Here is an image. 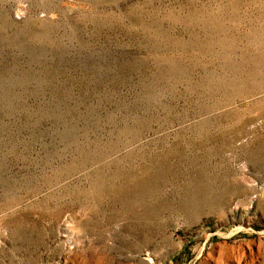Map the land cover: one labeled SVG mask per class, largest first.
Wrapping results in <instances>:
<instances>
[{"label":"rangeland","instance_id":"1","mask_svg":"<svg viewBox=\"0 0 264 264\" xmlns=\"http://www.w3.org/2000/svg\"><path fill=\"white\" fill-rule=\"evenodd\" d=\"M0 264H264V0H0Z\"/></svg>","mask_w":264,"mask_h":264}]
</instances>
